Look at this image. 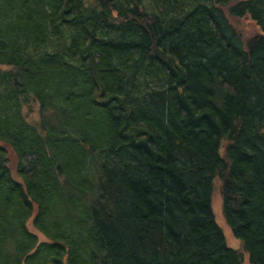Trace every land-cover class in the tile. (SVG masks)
Wrapping results in <instances>:
<instances>
[{"label":"trees","instance_id":"trees-1","mask_svg":"<svg viewBox=\"0 0 264 264\" xmlns=\"http://www.w3.org/2000/svg\"><path fill=\"white\" fill-rule=\"evenodd\" d=\"M215 177L264 264V0H0V264H241Z\"/></svg>","mask_w":264,"mask_h":264},{"label":"rangeland","instance_id":"rangeland-1","mask_svg":"<svg viewBox=\"0 0 264 264\" xmlns=\"http://www.w3.org/2000/svg\"><path fill=\"white\" fill-rule=\"evenodd\" d=\"M237 1L239 0H229V3L232 4ZM225 12L227 13L230 23L239 32L242 38L243 45L245 47L253 37L262 34L261 28L258 25H256L248 15H245L243 17H233L228 14L227 10H225ZM37 111H38V105L34 102L31 103L29 107L25 108L27 119L33 122V120H35L37 117ZM9 156L12 162L11 165H13L14 156L10 150H9ZM12 169L13 170L11 171L15 175V166L14 168L12 167ZM220 188H221V182L218 177H215L213 179V188L211 192V210L215 222L221 228L227 246L233 249L240 250L242 252L241 264H251L248 253L243 249L242 240L236 238L233 235L228 223L225 220L223 214V201H222ZM28 225L31 226L30 220Z\"/></svg>","mask_w":264,"mask_h":264}]
</instances>
